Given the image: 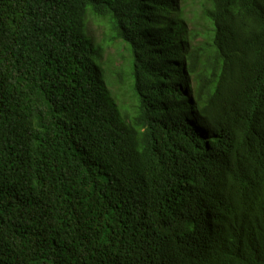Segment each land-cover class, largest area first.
I'll use <instances>...</instances> for the list:
<instances>
[{
  "label": "trees",
  "instance_id": "1",
  "mask_svg": "<svg viewBox=\"0 0 264 264\" xmlns=\"http://www.w3.org/2000/svg\"><path fill=\"white\" fill-rule=\"evenodd\" d=\"M196 11L0 0V264H264V0ZM88 13L129 52L131 115Z\"/></svg>",
  "mask_w": 264,
  "mask_h": 264
},
{
  "label": "rangeland",
  "instance_id": "2",
  "mask_svg": "<svg viewBox=\"0 0 264 264\" xmlns=\"http://www.w3.org/2000/svg\"><path fill=\"white\" fill-rule=\"evenodd\" d=\"M180 1L186 5L190 20L196 19V15H199L196 9L201 7L203 0ZM196 21L199 24L203 23L200 16ZM191 22L189 23L190 26ZM86 35L93 44L102 47L100 66L103 70L104 81L121 115L125 117L133 114L135 98L131 91L129 76V52L123 43L112 40L106 22L91 13H88L86 18Z\"/></svg>",
  "mask_w": 264,
  "mask_h": 264
}]
</instances>
